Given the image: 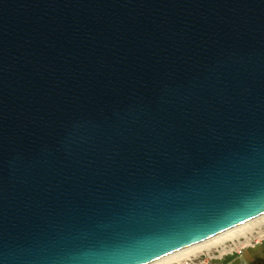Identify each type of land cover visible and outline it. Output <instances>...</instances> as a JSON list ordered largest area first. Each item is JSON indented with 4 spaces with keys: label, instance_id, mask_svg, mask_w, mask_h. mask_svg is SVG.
I'll list each match as a JSON object with an SVG mask.
<instances>
[{
    "label": "water",
    "instance_id": "1",
    "mask_svg": "<svg viewBox=\"0 0 264 264\" xmlns=\"http://www.w3.org/2000/svg\"><path fill=\"white\" fill-rule=\"evenodd\" d=\"M264 214V0H0V264H149Z\"/></svg>",
    "mask_w": 264,
    "mask_h": 264
},
{
    "label": "bare ground",
    "instance_id": "2",
    "mask_svg": "<svg viewBox=\"0 0 264 264\" xmlns=\"http://www.w3.org/2000/svg\"><path fill=\"white\" fill-rule=\"evenodd\" d=\"M262 219L264 221V214H262V216L260 217L249 220L247 223L234 226V228L220 232V234L213 236V238L206 239L205 241L197 242L191 244V246L181 248L180 250H177V252L171 255L163 256V258L150 262L149 264H182L184 260H189L192 258V256H196L199 253L206 251V249L216 247L225 240L234 239L235 237L245 235V233L248 232L250 225H252L257 220Z\"/></svg>",
    "mask_w": 264,
    "mask_h": 264
},
{
    "label": "rangeland",
    "instance_id": "3",
    "mask_svg": "<svg viewBox=\"0 0 264 264\" xmlns=\"http://www.w3.org/2000/svg\"><path fill=\"white\" fill-rule=\"evenodd\" d=\"M255 222L252 225H250L251 228L249 226L248 232H246L245 235L243 236L250 237L254 241L259 240L260 241L259 244H263L264 243V221L262 219V220H257ZM232 258L233 257L227 254H224L221 250L220 245H218L216 247L206 249V251H203L202 253H199L196 256H192V258L189 260H184L182 264H229ZM237 260L238 259H235V261H233L232 263H235Z\"/></svg>",
    "mask_w": 264,
    "mask_h": 264
},
{
    "label": "built area",
    "instance_id": "4",
    "mask_svg": "<svg viewBox=\"0 0 264 264\" xmlns=\"http://www.w3.org/2000/svg\"><path fill=\"white\" fill-rule=\"evenodd\" d=\"M259 243V240L254 241L252 238L242 235L235 237L234 239L226 240L220 244V247L224 254L233 257V259H239L243 257L249 247H254Z\"/></svg>",
    "mask_w": 264,
    "mask_h": 264
},
{
    "label": "flooded vegetation",
    "instance_id": "5",
    "mask_svg": "<svg viewBox=\"0 0 264 264\" xmlns=\"http://www.w3.org/2000/svg\"><path fill=\"white\" fill-rule=\"evenodd\" d=\"M233 261L235 259L232 258L229 264H264V243L247 249L243 257L235 263H232Z\"/></svg>",
    "mask_w": 264,
    "mask_h": 264
}]
</instances>
